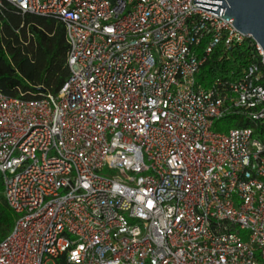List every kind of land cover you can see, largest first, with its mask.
I'll list each match as a JSON object with an SVG mask.
<instances>
[{"label":"built area","instance_id":"built-area-1","mask_svg":"<svg viewBox=\"0 0 264 264\" xmlns=\"http://www.w3.org/2000/svg\"><path fill=\"white\" fill-rule=\"evenodd\" d=\"M193 1L0 0L68 44L56 94L0 93V264H264L263 53ZM244 43L241 76L204 88ZM231 115L249 126L215 130Z\"/></svg>","mask_w":264,"mask_h":264},{"label":"trees","instance_id":"trees-1","mask_svg":"<svg viewBox=\"0 0 264 264\" xmlns=\"http://www.w3.org/2000/svg\"><path fill=\"white\" fill-rule=\"evenodd\" d=\"M68 44L65 28L55 18L17 11L4 3L0 9V93L8 97L34 99L41 88L56 94L68 77ZM255 54L248 43L220 58L216 51L203 67L199 83L208 87L215 80H236ZM256 60H260L256 56ZM240 116H227L215 123V130L248 127ZM16 216L3 195L0 175V241L12 230Z\"/></svg>","mask_w":264,"mask_h":264},{"label":"water","instance_id":"water-1","mask_svg":"<svg viewBox=\"0 0 264 264\" xmlns=\"http://www.w3.org/2000/svg\"><path fill=\"white\" fill-rule=\"evenodd\" d=\"M193 4L223 20L231 19L239 33L260 46L264 60V0H194Z\"/></svg>","mask_w":264,"mask_h":264},{"label":"rangeland","instance_id":"rangeland-1","mask_svg":"<svg viewBox=\"0 0 264 264\" xmlns=\"http://www.w3.org/2000/svg\"><path fill=\"white\" fill-rule=\"evenodd\" d=\"M48 264H52V263H48Z\"/></svg>","mask_w":264,"mask_h":264}]
</instances>
